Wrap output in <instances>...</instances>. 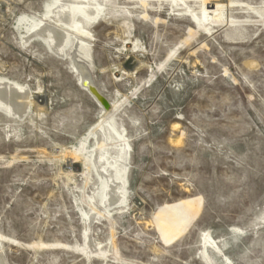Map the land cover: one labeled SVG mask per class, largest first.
<instances>
[{"label":"rangeland","instance_id":"1","mask_svg":"<svg viewBox=\"0 0 264 264\" xmlns=\"http://www.w3.org/2000/svg\"><path fill=\"white\" fill-rule=\"evenodd\" d=\"M46 1L0 0V78L33 101L0 112V264H264V0H100L88 67L130 147L106 216L86 161L102 110L66 58L23 44ZM169 207L184 225L165 239Z\"/></svg>","mask_w":264,"mask_h":264},{"label":"bare ground","instance_id":"2","mask_svg":"<svg viewBox=\"0 0 264 264\" xmlns=\"http://www.w3.org/2000/svg\"><path fill=\"white\" fill-rule=\"evenodd\" d=\"M42 10L41 17L31 18L28 15V18L25 15L18 23L25 25L23 29L25 35L22 36L23 44L38 40L56 55L66 58L69 61L72 72L76 75L80 88L102 110L98 120L99 123L90 130L89 136L94 137L95 146L92 151H86V161L90 171L93 170L100 182L97 192L93 193L94 196L90 198L91 201L95 200V198L98 199L96 205L93 203L92 209L94 212L96 210V215L106 216L112 207L122 205L125 200L128 151L130 147L123 134L124 132H119L115 125L112 124V112L119 102H115L113 105L104 102L103 105L90 94V90L82 86V82L86 81L90 86L96 88L88 67L92 42L88 29L91 24L96 23L104 16L105 11L100 4V0H47ZM26 87L0 78V112L18 120L25 116L33 103L30 99V92H27ZM34 104L41 109L46 105V101L43 97L36 96ZM103 127H107L106 133L103 131ZM109 150H115L116 153L111 155ZM100 205L102 206L101 208L98 207ZM191 205V210H194L195 205ZM183 207L186 208V203L183 204ZM168 209L171 217L180 220L178 209L173 207ZM185 214L189 218L186 212ZM173 225L176 228V232L172 235L166 234L165 239H169L178 233L183 228L184 222L180 220L176 224L173 222ZM162 227L164 231L169 228L165 223L162 224ZM85 239H87L86 235ZM203 241L204 246L213 247L207 234H205ZM214 249L217 250V247L214 246Z\"/></svg>","mask_w":264,"mask_h":264},{"label":"water","instance_id":"3","mask_svg":"<svg viewBox=\"0 0 264 264\" xmlns=\"http://www.w3.org/2000/svg\"><path fill=\"white\" fill-rule=\"evenodd\" d=\"M90 81V80H89ZM90 83V82H89ZM82 86H84L85 88H87L88 90H90V94L92 96H94V98H96L97 101H99L101 104L104 105V102H107L106 99L104 98V96H102L98 91L97 89L94 87V86H90L88 84V82L84 81L82 82ZM103 100V101H102Z\"/></svg>","mask_w":264,"mask_h":264}]
</instances>
